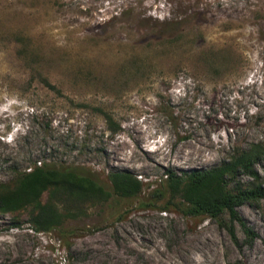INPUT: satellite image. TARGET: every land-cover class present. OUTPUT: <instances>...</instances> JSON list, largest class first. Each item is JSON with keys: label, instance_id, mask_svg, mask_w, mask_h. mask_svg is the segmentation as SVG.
<instances>
[{"label": "rangeland", "instance_id": "rangeland-1", "mask_svg": "<svg viewBox=\"0 0 264 264\" xmlns=\"http://www.w3.org/2000/svg\"><path fill=\"white\" fill-rule=\"evenodd\" d=\"M261 142L264 0H0V182L47 164L108 191L114 173L145 183L62 231L35 232L31 209L0 213V264H264V200L239 209L252 246L238 223L236 245L208 215L142 204L167 171Z\"/></svg>", "mask_w": 264, "mask_h": 264}, {"label": "trees", "instance_id": "trees-1", "mask_svg": "<svg viewBox=\"0 0 264 264\" xmlns=\"http://www.w3.org/2000/svg\"><path fill=\"white\" fill-rule=\"evenodd\" d=\"M107 122L112 132L120 130V125L113 119L108 118ZM263 159L264 142H261L237 150L229 162L209 171L183 175L167 171L160 183L162 187L155 189L142 204L150 207L161 204L162 212L174 208L195 217L208 215L220 221L236 245H239L235 228L238 223L246 235L245 244L252 246L258 236L243 221L239 209L264 200V184L260 182L256 168ZM239 172L254 180L252 186L237 184ZM109 178L112 191L76 169H56L45 164L19 175L14 184L0 182V213L20 214L31 209L30 223L35 232L62 231L63 221L78 218L85 206L102 204L114 196L138 198L145 187V183L130 173H114ZM46 194L47 200H44ZM60 204L64 214L60 211ZM224 216L228 220L222 219Z\"/></svg>", "mask_w": 264, "mask_h": 264}, {"label": "bare ground", "instance_id": "bare-ground-1", "mask_svg": "<svg viewBox=\"0 0 264 264\" xmlns=\"http://www.w3.org/2000/svg\"><path fill=\"white\" fill-rule=\"evenodd\" d=\"M227 2V1H226ZM254 4V3H253ZM234 5V4H233ZM22 9H23V7H22ZM244 10V9H243ZM107 61V60H106Z\"/></svg>", "mask_w": 264, "mask_h": 264}]
</instances>
